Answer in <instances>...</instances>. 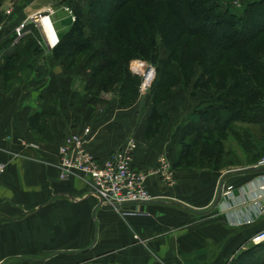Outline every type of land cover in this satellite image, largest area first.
<instances>
[{"label":"crops","instance_id":"0c3cea01","mask_svg":"<svg viewBox=\"0 0 264 264\" xmlns=\"http://www.w3.org/2000/svg\"><path fill=\"white\" fill-rule=\"evenodd\" d=\"M48 5L50 0H5L0 52L11 36L12 43L24 37L14 41L17 23ZM36 27L44 49L34 58V74L51 68L50 74L30 73L4 84L0 79V162L6 164L0 176V264H233L235 256L255 246L249 237L264 227V215L237 221L254 213L262 170L221 178L210 170H175L172 185L150 176L145 187L152 201L118 207L100 203L81 178L58 179V145L80 126L91 128L85 145L99 161L126 139L137 144L133 167L141 171L164 152L158 137L143 141L140 130L127 127L119 109L95 117L84 97L71 104L69 77L51 56L53 46H47L42 27ZM62 27H54L57 40ZM42 55L51 64L45 65ZM42 110L48 114L31 129L29 117ZM165 155L172 165V152ZM220 179L232 186L229 196L217 197ZM257 254L264 263V251Z\"/></svg>","mask_w":264,"mask_h":264},{"label":"rangeland","instance_id":"374dc122","mask_svg":"<svg viewBox=\"0 0 264 264\" xmlns=\"http://www.w3.org/2000/svg\"><path fill=\"white\" fill-rule=\"evenodd\" d=\"M12 1L14 0H11V2ZM71 1L73 0H50L51 6L48 5L45 9L38 10L33 13H43L45 16H47V14L49 15L47 16L48 20H46L49 21L48 23L50 25L51 31L53 32V40L55 37L57 39L54 27L57 29L63 26L61 30H65L73 19V14L69 6V2ZM77 1L82 3L84 0ZM113 1L115 0H91L90 6L94 8L92 10L90 9L91 11L88 13V16L89 21L95 26L96 29H103L102 31L98 32L108 42V50L111 49L113 50L112 52L119 50V52H121L120 55H123L125 63L124 71H122L123 67L113 64V61L109 58L108 54L93 56L91 49L74 53V55L69 54L68 57H64L62 63L63 67L65 68L64 75L66 79L69 77L67 80L71 82L70 94L72 91L75 93L73 95L74 99L72 100V104H80L82 98L84 97L87 103L91 104L93 108H95V117L98 116L100 112L103 114L104 111L109 109H119L122 116L127 120V127H136V130H140L139 136L143 141H152L154 137H158V142L156 145H161L162 148L160 151L162 150L164 154L169 155V152L171 151L173 154L172 162H174L175 159H177L183 144H191L194 137V133L187 135L185 138L183 137V133L186 132L189 134L194 129V125H192V121L196 118L194 115V108L203 107L206 105V103L210 102L211 100L213 101L214 97L211 95L213 92L214 95L218 94L217 90H215L213 87L215 82H211L212 84L209 86L208 90L198 89V91H196L192 96L188 94L189 91H187V89H185L180 83L178 85L177 82H186V79L190 81L191 78L199 76L202 72L201 69H203L201 66V60H203L204 66H207L209 70L212 69V66H214V68L223 71V73L227 75V78H225L227 81H232L233 79L235 80L237 74L234 72L235 67L233 65V60H231L235 52L234 50H223L224 48L220 46V42L207 39L206 37L204 40L203 37H199V44L201 46L204 45L205 48H207V46H214L217 48V51L208 50V53L204 54V56L202 54L197 55L195 53L194 61L189 60L187 56H185V61H187L186 63L189 64L190 68L181 73L177 71L179 63L176 62L175 67H173L174 64L171 65V60L166 64L169 65L167 69H165L164 72H159V69H157L158 65L152 63L150 60L142 59L140 57L128 58L125 55V50L121 49L120 41L123 40L128 45V40H134V42H136V40L140 41L141 38H145L147 40L154 35L158 39L160 46H163L165 38L167 39V37H171V30H173L176 34L183 33L181 24L185 27L203 30L213 37H218L221 31L212 28V26L206 22L192 23V21H189L184 0H179L181 4L176 3V5L171 4L167 6L163 3L162 5L160 3H156L155 0H127L129 1L128 3L112 13V8H114L112 6ZM207 1H213L214 5L221 6L220 8H227L228 11L232 13L235 12L236 16L240 17L243 15L245 7L247 8V6H249L248 4L251 3L252 0ZM16 2L18 1H15V3ZM96 9L104 10L106 13L103 12L102 14L95 15V13H97ZM33 14H31L29 17H31ZM103 15L107 18L105 21H102L101 16ZM52 20L54 27L51 22ZM24 21H27V27L31 26V23L34 24L33 21H29V18ZM21 22H23V20ZM18 24L19 23H17V25ZM25 34L27 33L25 32ZM124 36H126V39ZM34 37L36 38L40 47L44 49L40 31L38 33L36 29H34ZM180 37H182V35ZM43 38L47 43V46L51 47L45 37ZM192 38L193 37L191 36L188 39L192 42ZM185 39L186 37L182 38V40ZM51 45L53 46V44ZM201 48L205 49L203 47ZM177 51L178 50L174 51L172 54L173 57L171 58L173 62L180 59V57L177 56ZM41 58L43 59L45 65L50 62V59L45 55H42ZM210 58L211 62L213 63L209 62ZM192 59L194 58L192 57ZM135 60L145 61L147 65L154 67L156 70L155 79L144 95H141L140 93V85L149 69L148 67L141 69L138 64L133 62ZM32 63V60H30L29 63L24 61V63H20L21 66L19 67L17 66L19 61H14V67L7 71L6 79L4 81L20 82L23 79L28 78L30 73V77L34 78L43 77L47 73L50 74L51 68L46 69L45 71H41L40 69L38 70L39 74L35 75L33 69H37V65L34 63L32 66ZM57 63H59V61H57ZM49 64H51V62ZM59 65L61 64L59 63ZM17 72H19L20 75H18ZM10 73H13V75H9ZM112 74L114 77H110ZM124 81L130 82V86L127 87V84L124 83L121 91L119 84L120 82ZM98 82H102L103 87L106 88L96 93ZM104 82L106 84L105 86ZM155 82L168 83L166 86H161V84ZM226 83H228V85H233V82ZM251 83L254 82H244L243 86L241 87H245L246 84L249 85ZM257 83L260 85V87L258 86L260 89L264 88L263 81ZM241 87L240 89H243ZM247 87L248 86H246V88ZM218 92L220 93L221 91L218 90ZM96 94L98 97L103 99V103L88 102L90 95ZM153 107L156 108L158 113L163 115L166 114L167 118L164 119V116L161 115L159 117L160 125L158 130L155 133L151 130H148L151 131L152 134L151 137H148V134L146 133L148 124L147 121ZM84 126L89 127L86 125ZM84 126H80V128L76 131H80L82 128H84ZM234 127L236 130H239L237 132L241 135L240 139L235 137L234 134L222 135L221 144L223 145V159L221 161L215 162L214 164V161L216 160L213 159L210 162L206 161L196 164L193 160L188 158L189 161L186 163V165L181 164V166L174 168L171 166L172 169L174 171L210 170V172L213 171L216 173V175L219 174L221 178L223 174L227 173L233 168L247 167L249 165L255 164L256 161L264 155V125H256L250 121L237 123V126ZM166 150L168 153L165 152ZM221 180L222 179L218 181L216 190L220 187L219 183ZM223 182L226 186L224 179ZM34 250L36 252H42L38 247Z\"/></svg>","mask_w":264,"mask_h":264},{"label":"trees","instance_id":"16d2710c","mask_svg":"<svg viewBox=\"0 0 264 264\" xmlns=\"http://www.w3.org/2000/svg\"><path fill=\"white\" fill-rule=\"evenodd\" d=\"M90 1L91 0H84L80 3V1L73 0L69 2L73 19L65 30H60L58 32V40L51 48V56L61 64L63 74L65 70L62 65L63 58L66 56L68 57L69 54L74 55V53L82 52L86 49H91L93 56L108 54L113 64L123 67L122 71H124L125 63L123 55H120L121 52H119V50H114L116 52H112L113 50L111 49L108 50V42L98 32L103 29H96L89 21L88 13L94 8L90 6ZM3 2L4 0H0V6ZM128 2L127 0L113 1L112 6L114 8H112V13ZM155 2L161 5L163 3L166 6L171 4L176 5V3L181 4L179 0H155ZM184 2L185 8H187L186 11L188 12L189 21H192V23H209L212 28L221 31L219 36L213 37L203 30L185 27L181 24L183 33L176 34L171 30V37L165 38L163 46H160L158 39L154 35L147 40L145 38H141L140 41L136 40V42H134V40H128V45L125 41H120L121 49L125 50V55L128 58L140 57L150 60L152 63L158 65L157 69H159V72H164L169 66L166 64L171 60V65L174 64L173 67H175L176 62L179 63L177 71L181 73L190 68L189 64L186 63L187 61H185V56H187L189 60L194 61L195 53L204 56V54L208 53V50L217 51V48L214 46L209 47L206 45L207 48H205L204 45L201 46L199 44V37H203V39L206 37L207 39L220 42V46L224 48L223 50H234L235 52L233 58H231L235 67L234 72L237 74L235 80L227 81L225 79L227 75H225L223 71L214 68V66L209 70L207 66H204L203 60H201L203 69H201L202 72L199 76L191 78L190 81L186 79V82H177L178 85L180 83L187 89V91H189L188 94L191 96L194 95L198 89L208 90L209 86L212 84L211 82H215L213 87L217 90L218 94L214 95L213 92L211 94L214 97L213 101L211 100L203 107L194 108V115L196 116L195 120L192 121L194 129L189 134L186 132L183 133L184 138L193 133L194 137L191 144H183L177 159L172 162L173 168L181 166V164L186 165L189 161L188 158L193 160L196 164L206 161L210 162L215 159V164V162L223 159V145L221 144L222 135L234 134L235 137L240 139L241 135L237 132L239 130H236L234 127L237 126V123L251 121L256 125H264V88L260 89V85L257 83L264 82V0H252L251 3L248 4L249 6H247V8L245 7L243 15L240 17H237L235 12L232 13L228 11L227 8H220L221 6L214 5L213 1L184 0ZM96 12L95 15L102 14L103 12L106 13V11L100 9H96ZM101 18L102 21L107 19L104 15L101 16ZM27 28L29 31L27 34L23 35L24 37L21 39L20 43H12L13 36H11L2 46L0 79L3 81V84L5 83L4 80L6 79L7 71L14 67V61H19L17 66L20 67V63H24V61L29 63V61L32 60L33 66L36 53L41 50L40 45L34 37V29H36L38 33L39 31L33 23ZM181 35L182 37H180ZM187 36L188 38L192 36L193 40H191L194 43H192ZM183 37H186V39L182 40ZM124 38L126 39V36H124ZM176 50H178L177 56L180 57V59L173 62L171 57H173L172 54ZM192 57L194 59H192ZM209 60V62H211V58ZM17 74L20 75L19 72H17ZM9 75H13V73ZM110 77H114V75L112 74ZM226 82H233V85H228ZM244 82L254 83L249 85L246 84V86H248L247 88H249L247 89L246 86L241 87ZM124 83L127 84V87L130 86V82H120L119 88L121 91ZM155 83L166 86L168 82ZM105 85L104 82V86ZM240 87L243 89H240ZM105 88L102 82H98L96 93ZM218 90L221 92L219 93ZM74 94V91L70 94L71 104L74 99ZM88 102L103 103V99L98 97L97 94L90 95ZM46 113L47 111L42 110L41 112H35L29 117L31 129L34 125L33 123L40 122ZM99 115H101V112L98 116ZM161 115L164 116V119L167 118L166 114L163 115L158 113L156 108L153 107L147 121L146 133L148 137L152 136L151 131L155 133L158 130L160 125L159 117ZM263 251L264 243L253 246L249 250L242 251L238 256H235L233 258V264H264L257 256V252Z\"/></svg>","mask_w":264,"mask_h":264},{"label":"built area","instance_id":"2783aa9c","mask_svg":"<svg viewBox=\"0 0 264 264\" xmlns=\"http://www.w3.org/2000/svg\"><path fill=\"white\" fill-rule=\"evenodd\" d=\"M41 16L38 13L33 14L29 21H33L35 26H38L37 20L38 18L40 20ZM28 31L27 21L19 23L15 27L14 41ZM90 132L91 129L84 126L80 131L66 134L61 140L57 148L60 180L81 178L89 185L91 195L95 196L100 203L110 205L128 201L143 202V200L151 199L145 187V181L150 176L159 177L169 185L174 183L176 174L165 154L159 156L155 164L145 170L141 171L133 167V153L137 149V144L133 139H126L121 146L113 149L105 159L99 161L85 145ZM251 166L253 169L264 171V155ZM5 167L6 164L0 162V176L5 172ZM219 185L224 196L231 194L232 186H225L223 180ZM257 189L259 193L253 197L254 213L238 220L237 223L251 222L264 215V172ZM135 238L137 239V236ZM249 242L255 246L264 243V227L257 229L249 237Z\"/></svg>","mask_w":264,"mask_h":264},{"label":"clouds","instance_id":"9594fccd","mask_svg":"<svg viewBox=\"0 0 264 264\" xmlns=\"http://www.w3.org/2000/svg\"><path fill=\"white\" fill-rule=\"evenodd\" d=\"M133 62L138 64L141 67V69H143L144 67H148V69H149L147 74L144 77L143 82L140 85V93H141V95H144V94H146L149 87L151 86V83L155 79L156 70L154 67L147 65L145 61L135 60Z\"/></svg>","mask_w":264,"mask_h":264},{"label":"bare ground","instance_id":"6f19581e","mask_svg":"<svg viewBox=\"0 0 264 264\" xmlns=\"http://www.w3.org/2000/svg\"><path fill=\"white\" fill-rule=\"evenodd\" d=\"M46 18H47V16L42 15L41 19L40 20L38 19L37 24H38V26L42 27L41 32H42L43 36L45 37V39L48 42L50 41L49 44L51 46V43L53 41H54V43H56L57 39L55 37L54 40H53L52 31H51L50 25H49L48 21L46 20Z\"/></svg>","mask_w":264,"mask_h":264},{"label":"water","instance_id":"95a60500","mask_svg":"<svg viewBox=\"0 0 264 264\" xmlns=\"http://www.w3.org/2000/svg\"><path fill=\"white\" fill-rule=\"evenodd\" d=\"M7 7H8V5L5 4V5L2 6V9H6ZM40 15H43V13L40 14ZM250 169H253V166H247V167H241V168H234V169H231L230 171H228V173H234V172H237V171L239 172L241 170H244L245 171V170H250ZM220 195H221V188H219V190L217 192V197L219 198ZM149 201H152V199L143 200V202H149ZM217 201H219V200H217ZM217 201L213 203L212 207H214L216 205ZM130 202H137V201H128V202H123L121 204H113V205L107 204V205L114 206V207L115 206L118 207V206H120V205H122L124 203H130ZM139 202H142V201H139Z\"/></svg>","mask_w":264,"mask_h":264}]
</instances>
